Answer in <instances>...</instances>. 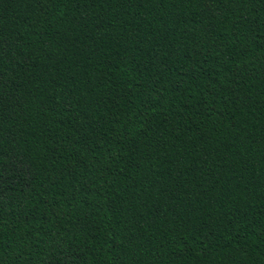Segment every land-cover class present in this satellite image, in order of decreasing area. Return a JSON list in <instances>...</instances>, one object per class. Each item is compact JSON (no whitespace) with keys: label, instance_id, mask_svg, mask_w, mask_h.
<instances>
[{"label":"trees","instance_id":"16d2710c","mask_svg":"<svg viewBox=\"0 0 264 264\" xmlns=\"http://www.w3.org/2000/svg\"><path fill=\"white\" fill-rule=\"evenodd\" d=\"M0 264H264V0H0Z\"/></svg>","mask_w":264,"mask_h":264}]
</instances>
